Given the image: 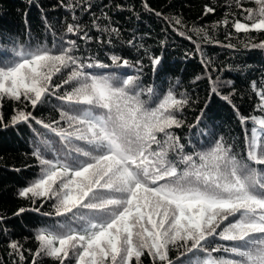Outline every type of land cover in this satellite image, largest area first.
I'll list each match as a JSON object with an SVG mask.
<instances>
[{
  "label": "snow or ice",
  "instance_id": "obj_1",
  "mask_svg": "<svg viewBox=\"0 0 264 264\" xmlns=\"http://www.w3.org/2000/svg\"><path fill=\"white\" fill-rule=\"evenodd\" d=\"M255 3V11L245 9L251 24L237 20V31H264V0ZM214 11L205 6V14ZM66 31L82 28L69 24ZM253 47L264 48V41ZM76 49L75 40L25 47L0 33V99L24 105L10 122L0 116V130L35 122L54 134L34 142L40 171L19 192L33 203L54 201V213L43 214L59 218L37 229L31 264L41 256L56 264H141L145 254L153 264H264V83L258 91L252 83L260 115H242L223 97L244 132V155L223 136L206 150L186 151L173 129L183 125L188 97L143 86L142 68L117 75L139 61L113 55L116 70L97 71L112 65ZM151 62L158 71L160 59ZM52 97L60 120L46 123L27 110ZM203 115L204 109L197 122Z\"/></svg>",
  "mask_w": 264,
  "mask_h": 264
},
{
  "label": "trees",
  "instance_id": "obj_2",
  "mask_svg": "<svg viewBox=\"0 0 264 264\" xmlns=\"http://www.w3.org/2000/svg\"><path fill=\"white\" fill-rule=\"evenodd\" d=\"M206 5L215 11L205 14ZM258 7L255 0H239V5L236 0H0V33L25 47L52 48L61 38L75 40L76 55L109 65L113 55L132 63L139 61L137 67L117 70V75H137L142 68L143 86L164 93L172 89L189 98L180 116L182 127L173 129L186 151L193 146L206 150L223 136L236 153L244 155V132L223 97H229L242 115H260L252 83L256 82L257 91L264 83V48L253 45L264 41V31L244 32L233 27L237 20L251 24L245 20V9ZM69 24L80 25L82 31L68 33ZM6 47L11 50L13 45ZM152 57L161 61L158 71L153 70ZM113 70L115 65L97 71ZM23 106L7 97L0 99V116L10 122L17 107ZM59 107L60 102L52 97L35 109L28 105L27 110L49 123L60 120ZM202 109L204 115L197 122ZM53 135L35 122L0 130V264H31L38 247L37 229L59 219L43 214L54 213V201L33 203L19 195L40 171L32 155L34 142ZM38 206L39 212L31 210ZM20 208L27 211L15 215ZM13 242L22 245L19 251L10 247ZM216 242L230 243L218 237ZM21 253L24 260H20ZM175 254L174 250L170 253ZM37 260L39 264H56L49 257ZM141 264L153 262L145 254Z\"/></svg>",
  "mask_w": 264,
  "mask_h": 264
},
{
  "label": "rangeland",
  "instance_id": "obj_3",
  "mask_svg": "<svg viewBox=\"0 0 264 264\" xmlns=\"http://www.w3.org/2000/svg\"><path fill=\"white\" fill-rule=\"evenodd\" d=\"M255 10H256V9H255ZM255 10H254V11H255Z\"/></svg>",
  "mask_w": 264,
  "mask_h": 264
}]
</instances>
